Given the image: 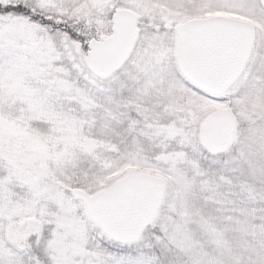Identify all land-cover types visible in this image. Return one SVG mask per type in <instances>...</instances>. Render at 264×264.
Masks as SVG:
<instances>
[{
  "label": "snow or ice",
  "instance_id": "6c2138e0",
  "mask_svg": "<svg viewBox=\"0 0 264 264\" xmlns=\"http://www.w3.org/2000/svg\"><path fill=\"white\" fill-rule=\"evenodd\" d=\"M0 264H264V0H0Z\"/></svg>",
  "mask_w": 264,
  "mask_h": 264
}]
</instances>
